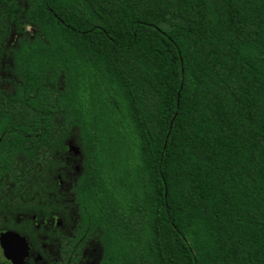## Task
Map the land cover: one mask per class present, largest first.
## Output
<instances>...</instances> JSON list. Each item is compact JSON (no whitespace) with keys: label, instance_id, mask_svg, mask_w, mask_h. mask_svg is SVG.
<instances>
[{"label":"trees","instance_id":"obj_1","mask_svg":"<svg viewBox=\"0 0 264 264\" xmlns=\"http://www.w3.org/2000/svg\"><path fill=\"white\" fill-rule=\"evenodd\" d=\"M69 140L105 264H264V0H0V179Z\"/></svg>","mask_w":264,"mask_h":264},{"label":"flooded vegetation","instance_id":"obj_2","mask_svg":"<svg viewBox=\"0 0 264 264\" xmlns=\"http://www.w3.org/2000/svg\"><path fill=\"white\" fill-rule=\"evenodd\" d=\"M68 146L72 158L65 178L41 179L42 188L34 183L22 188L16 181L0 179V264H105L103 245L87 236L82 203L75 195L82 151L73 140ZM7 233L19 235L28 245L20 241L17 259L7 256L1 242Z\"/></svg>","mask_w":264,"mask_h":264},{"label":"water","instance_id":"obj_3","mask_svg":"<svg viewBox=\"0 0 264 264\" xmlns=\"http://www.w3.org/2000/svg\"><path fill=\"white\" fill-rule=\"evenodd\" d=\"M20 241H22V243L25 244V239L17 234L7 233L1 237V242L9 258L17 259L18 251H20V246H19L21 244ZM25 245L28 246L27 244Z\"/></svg>","mask_w":264,"mask_h":264}]
</instances>
